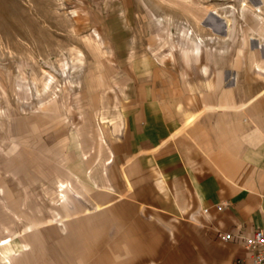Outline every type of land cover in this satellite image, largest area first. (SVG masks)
Here are the masks:
<instances>
[{
  "label": "crops",
  "instance_id": "obj_1",
  "mask_svg": "<svg viewBox=\"0 0 264 264\" xmlns=\"http://www.w3.org/2000/svg\"><path fill=\"white\" fill-rule=\"evenodd\" d=\"M158 9L169 27H192L206 42L234 40L228 26L235 22L226 14L209 9L198 18L177 7ZM250 14L259 38L238 37V49L226 43L170 56L166 43L130 40V79L118 106L122 134L100 142L101 154L83 157L86 170L75 164L67 170L65 158H55L57 181L73 186L58 203L50 189L36 195L0 188V264L248 262L240 244L216 235L264 227V13ZM50 118L28 119L29 141L13 135V148L40 144L45 160L47 141L64 134L59 117ZM10 123V133L22 128ZM49 128L53 137L44 133ZM74 189L84 198L73 200Z\"/></svg>",
  "mask_w": 264,
  "mask_h": 264
},
{
  "label": "rangeland",
  "instance_id": "obj_2",
  "mask_svg": "<svg viewBox=\"0 0 264 264\" xmlns=\"http://www.w3.org/2000/svg\"><path fill=\"white\" fill-rule=\"evenodd\" d=\"M261 1L264 4V0H0V188L30 189L36 195L50 189L51 202L63 200L64 190L73 186L57 181L55 158L62 155L67 170L73 164L77 170H86L82 158L101 154L100 142H112L122 134L118 106L130 79V40L147 42L149 47L166 43L170 56L195 48L222 50L226 43L238 49L240 37L259 38L260 29L250 13H258L255 9ZM160 5L185 9L198 18L209 9L217 17L226 14L235 22L228 26L234 40L216 44L204 41L192 27H169L170 19L159 15ZM259 9L262 15L264 7ZM188 42L194 43L191 50L186 49L191 48ZM256 73L261 76L258 69ZM35 114L51 117L52 123L59 117L64 134L60 140L47 141L45 160L38 155L40 144L27 146L37 157L31 162L23 147L28 145L26 129ZM10 122H21L22 128L10 133ZM87 123H91L88 133L77 132ZM52 132L49 128L44 133L53 137ZM13 135L25 140L16 149ZM97 164L94 169H101ZM32 174L35 181L30 180ZM42 174L49 175V180H42ZM73 193V200L84 198L77 189Z\"/></svg>",
  "mask_w": 264,
  "mask_h": 264
},
{
  "label": "built area",
  "instance_id": "obj_3",
  "mask_svg": "<svg viewBox=\"0 0 264 264\" xmlns=\"http://www.w3.org/2000/svg\"><path fill=\"white\" fill-rule=\"evenodd\" d=\"M221 210V207L218 208ZM219 237L224 242H237L249 254V261L245 262L238 260L233 264H264V227L254 229L250 233H220L217 232Z\"/></svg>",
  "mask_w": 264,
  "mask_h": 264
},
{
  "label": "bare ground",
  "instance_id": "obj_4",
  "mask_svg": "<svg viewBox=\"0 0 264 264\" xmlns=\"http://www.w3.org/2000/svg\"><path fill=\"white\" fill-rule=\"evenodd\" d=\"M181 1H182V0H181ZM183 2H184V1H183ZM175 4H176V3H175ZM256 11H257L258 13H261L259 9H257ZM257 17H258V16H257ZM208 19H209V18H208ZM212 27L215 28L217 31H219V30H218V28H219L218 25H217V26H216V25H213ZM95 42H96V41H95ZM98 48H99V47H98ZM70 86H71V85H70ZM65 87H66V86H65ZM80 89H82V88H80ZM44 90H45V89H44ZM80 104H82V103H80Z\"/></svg>",
  "mask_w": 264,
  "mask_h": 264
}]
</instances>
